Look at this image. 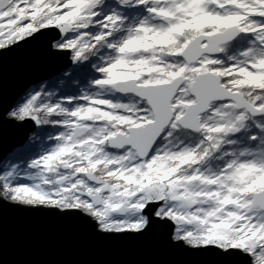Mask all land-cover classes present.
I'll use <instances>...</instances> for the list:
<instances>
[{
    "label": "snow or ice",
    "instance_id": "obj_1",
    "mask_svg": "<svg viewBox=\"0 0 264 264\" xmlns=\"http://www.w3.org/2000/svg\"><path fill=\"white\" fill-rule=\"evenodd\" d=\"M41 38L68 67L0 112V206L264 264V0H0V59Z\"/></svg>",
    "mask_w": 264,
    "mask_h": 264
},
{
    "label": "water",
    "instance_id": "obj_2",
    "mask_svg": "<svg viewBox=\"0 0 264 264\" xmlns=\"http://www.w3.org/2000/svg\"><path fill=\"white\" fill-rule=\"evenodd\" d=\"M66 67L67 61L50 53L48 38L0 59V112ZM31 133L0 121V155L11 154ZM85 220L0 206V264H215L210 255L174 246L159 228L138 239L105 240Z\"/></svg>",
    "mask_w": 264,
    "mask_h": 264
},
{
    "label": "trees",
    "instance_id": "obj_3",
    "mask_svg": "<svg viewBox=\"0 0 264 264\" xmlns=\"http://www.w3.org/2000/svg\"><path fill=\"white\" fill-rule=\"evenodd\" d=\"M59 74H60V73H58L57 75H59ZM57 75H55V76H57ZM55 76H53V77H55ZM51 78H52V77H51ZM33 86H34V85H33ZM33 86H32V87H33ZM30 88H31V87H30Z\"/></svg>",
    "mask_w": 264,
    "mask_h": 264
},
{
    "label": "rangeland",
    "instance_id": "obj_4",
    "mask_svg": "<svg viewBox=\"0 0 264 264\" xmlns=\"http://www.w3.org/2000/svg\"><path fill=\"white\" fill-rule=\"evenodd\" d=\"M61 73V72H60ZM33 134V132L29 135V136H31Z\"/></svg>",
    "mask_w": 264,
    "mask_h": 264
}]
</instances>
